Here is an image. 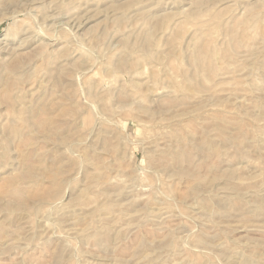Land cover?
<instances>
[{"label":"rangeland","instance_id":"obj_1","mask_svg":"<svg viewBox=\"0 0 264 264\" xmlns=\"http://www.w3.org/2000/svg\"><path fill=\"white\" fill-rule=\"evenodd\" d=\"M0 264H264V0H0Z\"/></svg>","mask_w":264,"mask_h":264}]
</instances>
